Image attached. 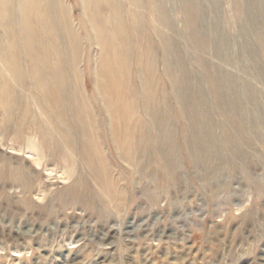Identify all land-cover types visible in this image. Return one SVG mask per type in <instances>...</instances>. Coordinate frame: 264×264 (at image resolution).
I'll list each match as a JSON object with an SVG mask.
<instances>
[{
	"label": "rangeland",
	"instance_id": "1",
	"mask_svg": "<svg viewBox=\"0 0 264 264\" xmlns=\"http://www.w3.org/2000/svg\"><path fill=\"white\" fill-rule=\"evenodd\" d=\"M119 1L141 19L126 45L141 145L110 144L99 101L95 144L73 119L72 145L36 127L48 115L30 80L7 123L0 104V264H264V0ZM85 42L73 86L90 99L103 48ZM144 53L159 101L147 111Z\"/></svg>",
	"mask_w": 264,
	"mask_h": 264
},
{
	"label": "bare ground",
	"instance_id": "2",
	"mask_svg": "<svg viewBox=\"0 0 264 264\" xmlns=\"http://www.w3.org/2000/svg\"><path fill=\"white\" fill-rule=\"evenodd\" d=\"M75 1L88 20L85 19L86 22L78 24V27L71 18V9L65 8L64 0H0V104L8 114L4 123L9 121L12 107L19 106L20 94L30 80L38 92L37 100L40 99L48 115L46 123L30 119L36 127L39 125L45 131L42 126L45 124L59 136L63 131H71V121L74 120L77 130L80 126L88 142L95 144L89 128L97 124V119L101 120L94 110L95 101L97 104L99 101L105 127L104 137L108 135L110 144H126L136 151L141 145L140 139L144 138L145 126L127 72L131 58L126 49L131 45L130 29L132 33H139L141 19L136 13L131 14L130 25L125 18V6L119 0ZM135 1L141 3V0ZM155 15V20L165 23L161 9H156ZM85 36L88 37L92 54L95 44L103 48V54L98 55L97 67L92 55L95 80L90 99L84 95L80 84L77 90L75 88L76 91L73 86L74 75L78 73L85 56ZM132 42L137 44L138 37ZM151 50L147 48V56ZM145 53L140 54L137 62L143 68L142 82L147 105L144 109L147 111L149 106L157 108L156 103L159 101L154 102L156 63L151 61L148 65ZM87 61L85 67L87 69L88 66L90 70L89 56ZM24 106V113L28 115L29 107ZM114 116L118 117L119 126H124L125 135L115 136L118 128L113 121ZM71 133V138L65 141L68 145L75 142V133ZM44 138L42 135L39 140L44 142ZM100 139L101 136L97 135V140ZM93 173L97 176L96 170Z\"/></svg>",
	"mask_w": 264,
	"mask_h": 264
}]
</instances>
